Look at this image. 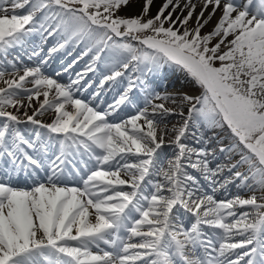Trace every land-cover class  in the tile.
Returning <instances> with one entry per match:
<instances>
[{"label": "snow or ice", "instance_id": "obj_1", "mask_svg": "<svg viewBox=\"0 0 264 264\" xmlns=\"http://www.w3.org/2000/svg\"><path fill=\"white\" fill-rule=\"evenodd\" d=\"M33 33L88 66L18 67ZM97 71L127 83L103 110ZM0 83V264H264V0H0Z\"/></svg>", "mask_w": 264, "mask_h": 264}, {"label": "rangeland", "instance_id": "obj_2", "mask_svg": "<svg viewBox=\"0 0 264 264\" xmlns=\"http://www.w3.org/2000/svg\"><path fill=\"white\" fill-rule=\"evenodd\" d=\"M162 3V2H161ZM156 4L157 6L160 4V0H156ZM155 11V9H154ZM123 14V13H122ZM130 14H135V11L133 13ZM208 30H210L209 28H205L203 30V32H207ZM46 35V34H45ZM31 37H36V38H32ZM44 37H42L39 33H33L30 37L26 38V41H29L30 44H26L23 45L22 47L16 49L13 53L12 56H18L19 57V61L20 63L18 64V67H36V66H40L41 67V71L45 76H49L53 79L58 80L59 83L65 84L67 85L68 83L71 82V80L76 79V74L79 72L84 71L83 67L88 66L91 55L89 56H82L81 57V53L84 51L83 45H68L66 46L64 49H60L57 52H52L50 53V49H48L46 47V44H50L53 48V44L55 42H53V38L56 40L60 39V37L58 36H53L50 37L49 39H46V41H42V45H40V41L43 39ZM229 39H231V37H229ZM60 41V40H59ZM35 42H37L35 44ZM62 42V41H60ZM33 45L35 47L38 46L37 49H31L29 51H25L26 46H30ZM71 49V52L67 53L68 50ZM64 50V53H62V51ZM33 51H38L40 53V55L38 57H32L31 59H29V57L32 55ZM67 53V54H66ZM75 56H79L81 57L74 66V71L72 67L68 68V65L72 63V61L74 60ZM10 59L12 57H9ZM42 61H46V63H41ZM58 63L62 64V67L59 68ZM65 69H67V71H65ZM65 72V74H63ZM60 75L61 78H59L58 76ZM179 76H183L184 77V82L183 79ZM152 77L154 80V84H150V86L156 88L157 91L159 92H172L175 88V92L178 91H184V92H192L194 91V89L191 87V78H189L188 76H186L185 73L179 71V70H173L171 68L165 70L163 73L158 74L156 76H150ZM175 82L177 84H175ZM87 83H91V87L87 89V91H81L78 93H75V95L77 96V98H82V99H86V100H91L92 96L91 94L95 91H97V88L99 86V80L95 81V73L91 74L89 73L87 77L84 78V80L81 81V84H87ZM3 84L0 83V87H2ZM28 87H31V85H27ZM95 88V89H93ZM118 94V98H119ZM134 98H137L138 100H142V95L134 90ZM103 98H105V95H101L100 100L103 101ZM43 99V97H41V100ZM113 102H115V97L111 98L110 100L104 102V105H108V104H112ZM99 103V99L95 101V104ZM101 105V103H100ZM142 104H140L141 106ZM95 106V105H93ZM34 107H38V102H34ZM100 109H103L100 107ZM71 110V108L69 109ZM29 114H31V110H29ZM134 114V110L131 109H123L120 113L121 117H126L127 115H131ZM52 116L51 112H47L44 114L43 119L46 122L50 121V117ZM180 120V118L178 116H171L166 118V123L168 124V127L171 128L172 125H175L178 123V121ZM110 122H118L116 120H111L109 119ZM22 128L24 126H21ZM29 128L31 126H28ZM209 135H211V133H209ZM171 133L169 134L170 138ZM166 138V142L167 139ZM164 153L167 154V156L169 158H171V153L173 151L172 148L170 147H165L164 148ZM134 161V158H130V162ZM124 190H130L127 187L124 188ZM237 190V189H236ZM245 193V192H244ZM249 194V193H248ZM230 196L232 194H229ZM257 195L259 196V193H257Z\"/></svg>", "mask_w": 264, "mask_h": 264}, {"label": "bare ground", "instance_id": "obj_3", "mask_svg": "<svg viewBox=\"0 0 264 264\" xmlns=\"http://www.w3.org/2000/svg\"><path fill=\"white\" fill-rule=\"evenodd\" d=\"M162 2V0H160V3ZM58 65H59V68H61L62 67V64H60V63H58ZM73 69V68H72ZM71 71H74V70H71ZM63 74H65V72L63 73ZM59 78H61L60 77V75L58 76ZM182 78V77H181ZM183 79V78H182ZM58 81V80H57ZM70 109V108H69ZM102 247H103V245H102ZM94 251H95V249H93Z\"/></svg>", "mask_w": 264, "mask_h": 264}]
</instances>
